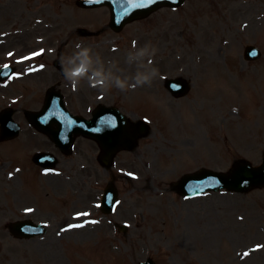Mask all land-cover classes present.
Wrapping results in <instances>:
<instances>
[{
	"label": "rangeland",
	"instance_id": "rangeland-1",
	"mask_svg": "<svg viewBox=\"0 0 264 264\" xmlns=\"http://www.w3.org/2000/svg\"><path fill=\"white\" fill-rule=\"evenodd\" d=\"M41 1L42 5L40 0H0V33L6 34V47L14 43L17 50L44 46L49 51L50 64L44 72L12 85L14 94H25L17 106L37 107L43 90L35 86L57 81L63 72L71 75L77 65L71 56L94 62L98 53L100 59L89 66L96 75L87 76L105 82L95 87L96 98L146 118L151 127L136 150L121 152L113 167L114 174L122 175L118 177L122 197L110 219L128 224L130 234L117 239L110 226L82 228L73 235L83 245L76 264H137L149 254L156 256L157 264H241L242 260L264 264V188L209 192L199 198H184L172 189L182 174L201 167L228 170L236 159L255 164L262 160L264 55L248 61L244 48L254 43L264 53V0H188L183 7L130 25L120 35L100 29L109 20L104 8L81 9L77 0ZM80 27L104 32L83 37L77 34ZM55 37L62 42L54 43ZM81 38H89L86 47H96L97 52L78 49ZM114 41L119 44L111 49ZM57 45L63 46L61 55L52 50ZM46 58L40 63L45 64ZM55 58L63 67H55ZM177 75L192 82L182 98L173 97L163 83L165 77ZM216 80L222 83V92L214 89ZM7 94L0 89V109L10 100L4 97ZM95 103L83 99L79 108L86 111ZM9 143L7 150L15 146ZM93 148L91 143L82 144L79 161L94 164V152H85ZM7 150L0 143V240L16 249L3 251L0 264H8L13 250L25 255L26 249L25 244L14 243L6 229L18 212L15 206L22 205L11 200L14 164L9 163L12 156ZM103 177L96 188L89 187L90 192L100 190ZM61 180L62 188L65 180ZM23 190L32 197L41 193L28 185ZM183 234L187 240L181 245ZM167 236L174 246L166 242ZM142 239L149 241L141 251ZM61 253L59 245L47 248L44 260L49 264Z\"/></svg>",
	"mask_w": 264,
	"mask_h": 264
},
{
	"label": "water",
	"instance_id": "water-1",
	"mask_svg": "<svg viewBox=\"0 0 264 264\" xmlns=\"http://www.w3.org/2000/svg\"><path fill=\"white\" fill-rule=\"evenodd\" d=\"M261 173L264 174V169H262L261 171L259 169L254 170L252 168H249L248 164H243V162H240L237 164L236 170L233 174V179H236L238 177H240L241 179H243V178H255V177L259 178V177H261ZM253 183L262 184V183H264V179H261V180L259 179L258 181H255ZM241 187H243V185Z\"/></svg>",
	"mask_w": 264,
	"mask_h": 264
},
{
	"label": "snow or ice",
	"instance_id": "snow-or-ice-1",
	"mask_svg": "<svg viewBox=\"0 0 264 264\" xmlns=\"http://www.w3.org/2000/svg\"><path fill=\"white\" fill-rule=\"evenodd\" d=\"M148 3H153L154 0H147ZM11 55V54H10ZM33 55H38V53H34ZM24 59H29V57H25ZM5 67H8L7 65H5ZM118 203V202H117ZM99 207V205H97ZM26 211L31 212L32 209H26ZM82 215H88V213H83ZM92 223H96V221H91ZM83 225H72L70 227H82ZM248 253H245V255H247Z\"/></svg>",
	"mask_w": 264,
	"mask_h": 264
},
{
	"label": "bare ground",
	"instance_id": "bare-ground-1",
	"mask_svg": "<svg viewBox=\"0 0 264 264\" xmlns=\"http://www.w3.org/2000/svg\"><path fill=\"white\" fill-rule=\"evenodd\" d=\"M217 91H218V92H222V91H223V88L218 87Z\"/></svg>",
	"mask_w": 264,
	"mask_h": 264
}]
</instances>
